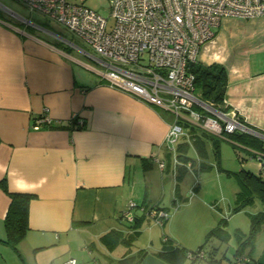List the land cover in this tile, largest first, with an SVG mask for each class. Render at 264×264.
I'll use <instances>...</instances> for the list:
<instances>
[{"label":"crops","instance_id":"crops-1","mask_svg":"<svg viewBox=\"0 0 264 264\" xmlns=\"http://www.w3.org/2000/svg\"><path fill=\"white\" fill-rule=\"evenodd\" d=\"M18 14V20L0 17V264H63L71 257L78 264H209L186 257L201 246L211 261L227 262L248 230L236 228L229 242L227 219L210 207L207 217L185 218L201 205L200 184L190 192V175L206 169L199 162L207 165L206 152L193 143L201 131L168 149L164 137L175 120L170 111L110 87L82 40L64 37L36 13ZM197 62L224 68V112L244 126L236 131L264 139V16L223 18ZM43 115L50 124L38 122ZM72 120L83 126L73 128ZM201 137L213 148L208 136ZM223 140L232 144L220 138L216 160ZM191 147L196 162L184 171ZM239 149L256 160L253 149ZM235 153L237 171H252L246 156ZM7 192L32 195L28 231L17 249L3 241ZM130 201L136 204L133 223L122 218ZM255 203L248 215L264 211L259 199ZM153 207L170 212L162 225L148 215ZM215 228L220 236L205 239ZM256 237L264 238V227ZM176 247L183 253L170 261ZM242 251L252 264H264V242L257 251L249 245Z\"/></svg>","mask_w":264,"mask_h":264},{"label":"built area","instance_id":"built-area-1","mask_svg":"<svg viewBox=\"0 0 264 264\" xmlns=\"http://www.w3.org/2000/svg\"><path fill=\"white\" fill-rule=\"evenodd\" d=\"M10 1L54 20L85 42L110 87L170 111L175 120L164 137L168 149L174 150L175 143L193 126L221 137L244 131L235 114L218 110L195 94L189 65L197 61L201 46L214 36L223 18L262 17L264 0H108L107 17L75 0ZM0 11L20 17L1 0ZM110 19L113 23L109 26ZM38 122L50 124L51 120L43 115ZM255 159L264 170V155L257 153ZM159 165L163 168L162 162ZM134 207L130 201L122 212L129 223L135 220ZM148 215L162 225L171 214L152 208ZM186 257L189 262L205 259L209 264H252L245 252L232 255L225 263L211 261L203 248L187 251ZM63 264L78 261L71 257Z\"/></svg>","mask_w":264,"mask_h":264},{"label":"trees","instance_id":"trees-1","mask_svg":"<svg viewBox=\"0 0 264 264\" xmlns=\"http://www.w3.org/2000/svg\"><path fill=\"white\" fill-rule=\"evenodd\" d=\"M2 12L0 11V17ZM189 71L193 74V86L195 94L204 102L211 104L213 107L226 111L223 108V104L226 96V74L225 70L221 65H210L205 66L199 62H192L189 65ZM72 127L75 129L81 128L83 124H79L78 121H71ZM196 131H201L200 135L194 139V145L200 154H205L204 146V137H209L213 142V150L217 153L219 147V139L221 136L213 135L197 126H193L190 129V133L195 134ZM222 138H227L233 144V147L236 148L239 146H245L253 149L255 151L252 154L253 157H256V154L264 155V139L249 135L245 132L234 131L233 133L227 134ZM186 145V144H184ZM184 151V150H183ZM185 152V151H184ZM182 152V153H184ZM183 155V154H182ZM181 154L178 157H182ZM218 160V159H217ZM184 163V167H181L182 170L186 171L189 166L192 168L194 166L195 160H190ZM199 167L205 169L209 166H203V162L198 163ZM191 170V169H190ZM182 171V172H184ZM231 173V172H230ZM236 176V179L239 183V189L235 194V206L232 211L237 212L241 209H244L248 205H251L253 201L257 198L262 204H264V170H258L257 173H254L248 169L241 167L238 171L233 173ZM4 187V181L0 183ZM10 197V204L5 214L4 226H5V238L4 242L17 249L18 243L25 237L28 231V207L29 201L32 198L31 194L28 193H18V192H7ZM156 209H163L161 207H153ZM250 220V229L249 232L244 236H238L239 245L242 248L236 250L235 254L242 253L243 247L246 245L252 246L254 237L260 231L261 226L264 225V211L249 214ZM221 228H215L210 230L205 239H208L210 236H220ZM202 248L199 247L198 249ZM197 250V249H196ZM182 254V250L176 247L169 260H172L174 254ZM187 253V252H186ZM166 256V255H165Z\"/></svg>","mask_w":264,"mask_h":264},{"label":"rangeland","instance_id":"rangeland-1","mask_svg":"<svg viewBox=\"0 0 264 264\" xmlns=\"http://www.w3.org/2000/svg\"><path fill=\"white\" fill-rule=\"evenodd\" d=\"M2 2L6 3L14 12H18L20 14H26L29 11L23 9L21 5H19L16 2L10 1V0H1ZM76 2L83 3L86 6L92 8L93 10L99 12L100 14L104 16H108L109 12V1L108 0H75ZM8 14V13H5ZM40 15L39 13H36ZM34 16L37 20H41L45 25H48L50 28H52L55 31H58L59 34L63 35L64 37L70 38L71 33L68 32L66 29H64L61 25L56 23L54 20L49 19L43 15L40 16ZM8 16L17 19V16H13L8 14ZM18 20V19H17ZM113 23V20H109V26ZM222 138V137H221ZM235 148L231 143H227L226 140H223L221 142V149H220V156L218 160H216L214 155V150L210 143L205 144V157H202L204 159V162L207 164V167L205 170H201L198 174H195L192 172L190 175L191 179V186L190 188L195 186V183L197 182V185L200 184L198 188V197H200V207L199 209L193 210L194 213L191 214L190 210L187 212V217L185 218H196V220L199 219V217H207L209 214L208 207L211 209L217 210L222 212L223 216L227 219V222H223V226H226V229L229 231L230 236L226 238L228 241L235 240L234 232L235 229L238 227H243L244 229H247L249 232L250 229V220L248 213H251L254 210V207L256 205H249L245 210L237 212L232 211V207L234 206L235 202V194L239 189V183L236 179V176L233 174L237 171L240 162L238 161L235 153ZM236 151H239V154H242L243 156H246V153L244 150L236 148ZM189 155L192 160H194L195 152L193 147L189 150ZM249 157L246 156L245 159H243V163L249 162L250 166L249 169L252 171H258V165L256 160L251 159L248 161ZM231 172V173H230ZM189 188V189H190ZM197 193V191H196ZM203 201V202H202ZM199 203V204H200ZM204 203V205H202ZM208 205V206H207ZM218 207V209H215ZM174 211H172L173 213ZM248 212V213H247ZM198 218V219H197ZM249 227V228H248ZM264 227V225L261 226V228ZM221 232V231H220ZM247 232V233H248ZM222 240L221 244L223 243L221 247V251L225 250V241ZM229 241V242H230ZM264 242V238H258L254 237L252 248L254 251H257L261 248V243Z\"/></svg>","mask_w":264,"mask_h":264}]
</instances>
